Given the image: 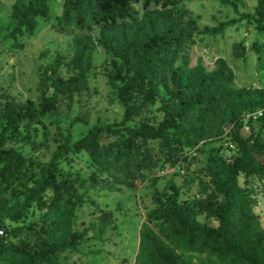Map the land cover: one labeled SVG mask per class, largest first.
Returning <instances> with one entry per match:
<instances>
[{
    "label": "trees",
    "instance_id": "1",
    "mask_svg": "<svg viewBox=\"0 0 264 264\" xmlns=\"http://www.w3.org/2000/svg\"><path fill=\"white\" fill-rule=\"evenodd\" d=\"M139 1L64 0L58 25L77 31L78 72L67 80L59 77L62 57L57 56L51 67V97H43L38 105L32 100L22 105L13 101L4 105L0 114L1 180L16 184L27 178L23 170L25 157L7 145L19 134L20 128L51 112L60 95L89 88L88 55L94 48L91 31L95 27H101L98 45L119 60L125 70L117 88V98L125 109L124 117L121 122L91 126L72 145L68 140L59 145L48 167L41 170L38 178H33V185L22 202L10 204L1 197L0 191V214L13 218L23 214L48 188L58 190L59 195L68 191L66 184L54 178L57 160L67 151L84 152L92 160L95 165L92 186L117 191L122 184L134 180L136 172L147 166L149 158V166L155 167L153 161L158 156L153 153L151 142L170 146L172 135L174 140L186 138L195 143L214 135L228 121L233 122L235 129L241 127L244 113L264 108V89H237L234 72L223 58L217 59L212 71L201 64L187 65L182 77L175 64L183 57L197 30L195 21L192 18L185 21L188 10L176 5L154 6L143 2L141 13L137 8ZM219 1L237 9L234 0ZM257 1L255 15L241 13L240 19L252 20L256 29L264 32V0ZM48 16L47 0H16L11 13L15 21L11 36L32 35L36 19ZM235 22V19L221 21L205 27V32L220 35ZM233 48L234 54L241 57L240 45ZM159 87L169 95L162 101L163 119L159 125H128L154 102ZM256 119L264 127V112ZM234 139L241 155L232 163L227 164L213 150L206 160V169L220 201L197 199L190 205L178 200L176 188L170 194L155 197V206L140 230L141 264H264V228L251 207V199L238 182L240 172L247 177H264V150L261 149L264 145L257 141L251 144L238 134ZM201 213L216 218L219 225L210 227L200 223L197 214ZM62 216L58 208L45 216L40 227L42 238L35 250L9 243L5 235H0V264H61L59 253L75 248L83 237L82 232L62 236ZM99 222L107 224L113 220L106 213Z\"/></svg>",
    "mask_w": 264,
    "mask_h": 264
},
{
    "label": "rangeland",
    "instance_id": "2",
    "mask_svg": "<svg viewBox=\"0 0 264 264\" xmlns=\"http://www.w3.org/2000/svg\"><path fill=\"white\" fill-rule=\"evenodd\" d=\"M15 1L0 0V114L8 102L22 105L32 100L38 105L43 97L52 96L51 67L57 56L62 57L57 72L59 77L67 80L78 72L77 31L58 25L64 0H47L49 16L36 19L34 33L13 38L10 33L15 21L11 13ZM234 1L237 9L219 0H140L137 8L142 13V3L147 2L188 10L184 20L192 18L197 30L183 57L175 64L182 77L187 65L201 64L207 71H212L217 59L223 58L234 72L237 89H264V32L257 30L252 20L240 19L241 13L255 15L258 1ZM232 19L236 22L220 35L205 32V27ZM100 33L101 27L91 31L94 48L88 55L89 88L60 95L51 112L22 126L19 134L8 141V146L15 147L25 157L23 170L27 175L16 184H7L0 177L1 197L8 203L23 201L28 188L33 185V178H38L41 170L48 167L52 154L63 142L68 140L72 145L95 124L123 120L125 109L117 98V88L125 70L119 60L98 45ZM234 45H240L241 57L234 54ZM168 97L159 87L154 102L128 125L158 126L163 119L162 101ZM263 112L264 108L248 111L243 114L241 127L235 129L233 122L228 121L214 135L195 143L186 138L174 140L172 135L169 136L170 146L151 142V149L158 156L153 161L155 167L149 166V158L147 166L136 172L134 180L122 184L117 191L92 186L91 177L95 172L92 160L84 152L67 151L57 160L54 178L58 183L66 184L68 191L59 195L58 190L48 188L23 214L14 218L0 214V229L7 242L35 250L42 238L40 227L45 216L58 208L63 212L61 235L83 233L75 248L59 253L61 264H141L140 230L155 206V197L170 194L176 188L178 200L190 205L197 199L220 201L206 169L207 156L213 150L227 164L232 163L241 155L234 139L236 134L251 144L257 141L264 145V127L256 119ZM1 167L2 164L0 171ZM238 182L251 199V207L264 228V177H247L240 172ZM106 213L111 215L113 222L101 224L99 219ZM197 220L210 227L219 225L216 218L207 217L205 213L197 214Z\"/></svg>",
    "mask_w": 264,
    "mask_h": 264
},
{
    "label": "built area",
    "instance_id": "3",
    "mask_svg": "<svg viewBox=\"0 0 264 264\" xmlns=\"http://www.w3.org/2000/svg\"><path fill=\"white\" fill-rule=\"evenodd\" d=\"M260 115H261V113H260ZM0 235H3V230L2 229H0Z\"/></svg>",
    "mask_w": 264,
    "mask_h": 264
}]
</instances>
